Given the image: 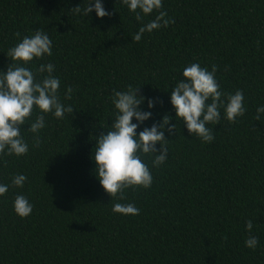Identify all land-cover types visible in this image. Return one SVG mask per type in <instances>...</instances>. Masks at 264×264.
Listing matches in <instances>:
<instances>
[{
	"label": "trees",
	"instance_id": "obj_1",
	"mask_svg": "<svg viewBox=\"0 0 264 264\" xmlns=\"http://www.w3.org/2000/svg\"><path fill=\"white\" fill-rule=\"evenodd\" d=\"M101 2L113 15L70 11L89 0H0V72L11 63L8 50L43 29L52 55L14 63L37 79L47 75L37 73L41 64H53L59 98L74 109L61 119L34 106L21 127L29 151L0 154V184L8 186L0 196V264H264V113L255 119L264 106V0H162L161 11L175 22L139 42L134 34L158 12L141 22L122 0ZM192 63L209 71L216 65L221 91L245 95L246 112L235 123L221 108L219 123L206 125L212 142L191 134L171 104ZM129 85L156 100L152 109L141 105L153 115L137 135L164 115L176 134L165 130L168 158L159 167L154 154H141L151 187L124 189L120 200L100 184L92 156L115 120L113 90ZM39 115L46 126L34 134L28 129ZM18 174L27 177L22 187L12 184ZM17 195L33 205L28 217L15 212ZM115 203L140 213H115ZM250 235L258 237L255 249L245 245Z\"/></svg>",
	"mask_w": 264,
	"mask_h": 264
},
{
	"label": "clouds",
	"instance_id": "obj_2",
	"mask_svg": "<svg viewBox=\"0 0 264 264\" xmlns=\"http://www.w3.org/2000/svg\"><path fill=\"white\" fill-rule=\"evenodd\" d=\"M129 10L136 14L137 21H143L145 16L155 11L158 15L148 23L143 24L133 36L134 42H139L145 32L151 33L155 29L167 27L174 23L168 19L167 12L161 11L162 0H122ZM140 11H137V10ZM95 10L99 18L111 16L105 10L101 0H89L86 7L71 8L70 11L88 16ZM143 15H142V14ZM17 37L20 33L15 34ZM45 54L52 55V40L43 29H38L31 36H24L22 41L11 47L7 56L11 58L6 72H0V154L22 156L29 151L28 144L21 135V127L25 124L34 106L43 113L52 112L56 118H64L65 113L73 114L71 105L66 106L61 102L58 90L60 88L59 78L52 75L54 65L41 64L37 73L47 72L42 79H37L29 68L21 66L27 64L33 58H42ZM217 66L212 70L202 68L198 63H192L185 67L183 76L185 80L179 81L171 90V104L176 117L182 119L188 131L196 134L204 142L214 140L213 130L206 125L218 124L221 119L220 109L223 108L227 120L235 123L238 117L244 116V92L237 90L234 94L221 91V86L216 80ZM141 88V87H140ZM140 88L129 85L125 91L113 90L112 102L117 110L111 130L107 134H101L96 139V147L92 158L95 161L97 175L100 184L111 198L125 199L124 189L142 186L150 188L153 176L149 167L142 162L141 154H154L153 164L159 167L168 158L167 140L165 130L170 134H176V124H170L172 117L164 115L163 120L154 123L150 128L145 127L137 135L140 124L149 120L153 113L143 111L141 105L147 101L149 109L155 107V98L138 95ZM73 87L67 88L65 99H71ZM210 100V103H209ZM264 106L257 108L255 119H261ZM139 123H133V118ZM45 117L39 115L28 129L34 134L44 128ZM34 146L38 147L41 139L37 135ZM160 144L158 149L156 146ZM27 177L18 174L13 177L12 184L22 187ZM8 191V186L0 184V196ZM14 210L22 218L28 217L33 211V205L24 195H17L14 200ZM112 211L123 215H139L140 209L134 204L115 203ZM253 222L246 221V229L251 232ZM259 243L258 237L249 236L245 245L255 249Z\"/></svg>",
	"mask_w": 264,
	"mask_h": 264
}]
</instances>
